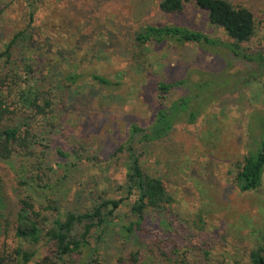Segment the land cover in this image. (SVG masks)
<instances>
[{
  "label": "trees",
  "instance_id": "16d2710c",
  "mask_svg": "<svg viewBox=\"0 0 264 264\" xmlns=\"http://www.w3.org/2000/svg\"><path fill=\"white\" fill-rule=\"evenodd\" d=\"M39 2L27 0V25L14 30L0 48V160L14 172L18 200L15 221L8 220L7 194L0 183V229L18 240L11 254L1 251L0 264H106L99 246L104 240L119 248L118 264H213L214 244L202 234L203 217L196 215L191 224L174 210V195L145 165V158L151 144L168 137L178 123L194 124L220 95L264 78V50L243 45L255 35L254 13L231 0H160L165 13L195 4L230 40L179 24H144L130 34L133 42L219 48L226 54L225 66L205 72L196 83L159 81L161 101L152 120L130 123L112 152L104 146L88 153L81 144L65 143L56 115L83 105L95 86L118 91L123 83L97 72L86 76L82 60L69 55H76V48L54 51L48 38L46 46L37 45ZM6 8H0V19ZM51 52L57 57L46 59L44 65L50 67L45 72V53ZM178 87L188 90L167 104L165 98ZM258 112L259 142L238 163L234 177L242 192L262 184L264 114ZM115 162L124 167L123 177L106 184L103 175ZM124 207L128 211L121 213ZM233 264H264V246L251 249L246 263Z\"/></svg>",
  "mask_w": 264,
  "mask_h": 264
},
{
  "label": "rangeland",
  "instance_id": "374dc122",
  "mask_svg": "<svg viewBox=\"0 0 264 264\" xmlns=\"http://www.w3.org/2000/svg\"><path fill=\"white\" fill-rule=\"evenodd\" d=\"M231 1L250 8L255 16V35L243 45L264 50V0ZM159 2L40 0L34 22L40 33L36 44L46 46L48 38L54 51L61 48L70 53L76 48L78 53L69 55L82 60L81 71L86 76L97 72L123 83L118 91L105 92L95 86L83 105L62 109L56 115V122L63 126L65 143L81 144L88 153L109 146L110 153L126 136L130 123L144 125L152 120L161 101L156 87L159 81L184 79L196 83L205 72L224 68L225 52L219 48L204 51L193 43L138 46L133 42L130 34L144 24H179L230 40L195 4L187 3L179 13H165L159 9ZM26 3L0 0V8L7 6L0 19V48L14 30L27 25ZM52 57H57L56 53H45V72L50 65L44 63ZM187 90H171L165 102L171 103ZM256 111L264 114V78L220 95L194 124L178 123L168 137L151 144L145 158V165L162 177L174 195V210L191 224L196 215L203 217L202 234L214 244L213 264H233L236 260L246 263L251 249L264 246V174L261 186L254 191L242 192L234 183L238 163L259 142ZM123 172L122 165L111 164L103 175L105 183L121 180ZM0 183L7 194L8 220L15 221V175L1 160ZM126 211L124 207L121 213ZM17 245L13 232L7 234L0 229V253L5 248L11 254ZM99 246L106 264H118L117 245L104 240ZM29 247L38 251L43 248Z\"/></svg>",
  "mask_w": 264,
  "mask_h": 264
}]
</instances>
